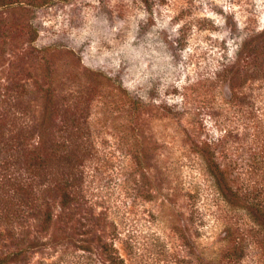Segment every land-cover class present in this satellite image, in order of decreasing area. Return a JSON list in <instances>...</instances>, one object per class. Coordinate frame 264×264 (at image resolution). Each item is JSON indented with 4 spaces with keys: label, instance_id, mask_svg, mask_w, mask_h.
Segmentation results:
<instances>
[{
    "label": "rangeland",
    "instance_id": "rangeland-1",
    "mask_svg": "<svg viewBox=\"0 0 264 264\" xmlns=\"http://www.w3.org/2000/svg\"><path fill=\"white\" fill-rule=\"evenodd\" d=\"M0 264H264V0H0Z\"/></svg>",
    "mask_w": 264,
    "mask_h": 264
}]
</instances>
